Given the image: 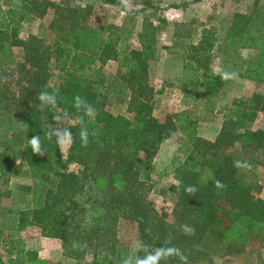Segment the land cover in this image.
Masks as SVG:
<instances>
[{"label": "trees", "instance_id": "16d2710c", "mask_svg": "<svg viewBox=\"0 0 264 264\" xmlns=\"http://www.w3.org/2000/svg\"><path fill=\"white\" fill-rule=\"evenodd\" d=\"M91 8L54 0L0 1V107L2 114L20 121V131L0 149V170L18 171L26 165L27 172L38 176L15 209L19 229L38 226L43 236L58 239L76 264H187L209 258L200 247L206 240L224 244L227 254L255 242L264 245V199L252 193L241 160L228 152L235 144L259 151L258 162L264 166V128L251 126L255 114L264 110L262 8L254 3L232 18L223 37V69L212 64L213 30H202L184 49L186 88L203 87V95H212L221 76L238 65L239 77L262 87L234 105L213 139L197 134L199 117L187 110L163 119L154 114V96L162 92L148 77L155 28L140 34L139 49L129 48L122 31L108 38L103 35L106 27L88 20ZM49 9L54 16L44 37L20 36L23 22ZM242 48L256 52L238 60ZM107 60H116L121 69L111 86L102 71ZM209 97L206 110L212 113L218 102ZM113 99L125 101L126 111L114 112ZM66 117L72 121L64 128L69 145L63 159L55 141L58 132L52 135L51 128ZM175 134L185 156L172 162L168 190L174 204L172 218L165 220L148 198L151 161ZM70 163L77 171H67ZM10 196V190L0 189V210L2 199ZM222 203L226 209L217 227ZM121 226H133L136 244L123 242ZM2 244L7 256L4 260L0 255V264L42 262L37 250L26 249L20 238L4 237Z\"/></svg>", "mask_w": 264, "mask_h": 264}, {"label": "rangeland", "instance_id": "374dc122", "mask_svg": "<svg viewBox=\"0 0 264 264\" xmlns=\"http://www.w3.org/2000/svg\"><path fill=\"white\" fill-rule=\"evenodd\" d=\"M1 2L14 4L16 0H0ZM64 2L66 5H92L87 14L90 22H96L106 27L103 31L105 37L112 36L115 31H122L126 40V46L139 49V36L151 25L155 28V43L148 59L149 83L154 89L162 88L153 100V112L163 119L166 115H172L187 110L190 116L198 118L196 123L197 134L206 139H213L217 135L223 118L240 99L246 100L254 93L262 89L253 81L241 78L238 72L241 65L226 71L221 76V85L212 95H203V87L197 90L186 88L182 82L183 53L188 44L195 43L200 32L211 29L216 36V44L213 47V66L223 69L226 61V49L222 47L224 34L234 15L238 12H246L254 3L264 12V0H116V4L100 5V0H54ZM54 11L49 9L41 17L29 22H23L20 27V36L38 34L44 37L47 33V25L53 18ZM113 37V36H112ZM14 50L15 57L20 56V51ZM252 48L238 49V60H247L255 54ZM105 83L112 85L114 79L121 73L116 60H107L102 65ZM12 81L10 86H12ZM206 97L214 98L218 105L210 113L206 110ZM125 101L111 100V108L114 112L126 111ZM0 107V149L6 142L20 131L18 118L2 114ZM72 121V119H71ZM64 118L55 128H51V134L55 136L58 150L63 159L68 152V133L64 130L68 122ZM252 128H264V110L258 111L252 121ZM228 152L241 160L240 170L244 179L252 186V193L264 199V166L258 162L261 158L259 151L251 148H241L235 144L228 148ZM184 147L179 135L175 134L164 141L151 161V184L148 198L158 213L165 220H170L174 198L168 188L173 181L172 162L181 161L184 158ZM20 159L18 158V161ZM27 166H22L18 171L0 170V189L10 190L12 196L2 199L0 210V255L6 260V247L2 241L4 237L20 238L26 249H35L38 259L42 262L35 264H76V260L63 253L64 248L58 239L45 237L36 225L23 228L18 227V215L15 209L22 206L25 200V188L32 186L37 177L26 171ZM78 166L70 163L67 171L75 172ZM26 202V201H25ZM26 204V203H24ZM14 209V213L7 210ZM226 204H221V215L216 226H221L223 212ZM131 228L120 227L119 234L123 242L130 245L136 244V232ZM129 244V243H128ZM254 245V246H253ZM202 250L208 252L209 258L187 264H264V245L258 242L252 243L239 253H224V244H216L212 240L201 242ZM129 258V256H127Z\"/></svg>", "mask_w": 264, "mask_h": 264}]
</instances>
